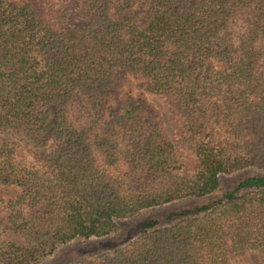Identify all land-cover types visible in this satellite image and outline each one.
Returning <instances> with one entry per match:
<instances>
[{
  "label": "trees",
  "instance_id": "trees-1",
  "mask_svg": "<svg viewBox=\"0 0 264 264\" xmlns=\"http://www.w3.org/2000/svg\"><path fill=\"white\" fill-rule=\"evenodd\" d=\"M247 169L264 173V0H0V264ZM164 220L71 264H264V175Z\"/></svg>",
  "mask_w": 264,
  "mask_h": 264
},
{
  "label": "rangeland",
  "instance_id": "rangeland-1",
  "mask_svg": "<svg viewBox=\"0 0 264 264\" xmlns=\"http://www.w3.org/2000/svg\"><path fill=\"white\" fill-rule=\"evenodd\" d=\"M147 99L158 112V119L167 134V138L172 140V127L169 124L168 113L163 103L159 99L152 96H148ZM259 175H264V173L254 169L243 170L234 175H221V190L218 194L205 199L185 200L163 207L143 211L132 219L119 221V230L115 235L94 238L86 241L76 240L59 249L51 259L42 264H71L87 255L103 254L121 248L137 236L138 228L147 220L155 219L165 223L164 218L169 214L178 213L181 210L195 207L197 205L209 204L221 197L225 191L233 188L243 179ZM14 193L15 190L11 187L0 188V194L12 196ZM247 261L249 264H255L256 257L254 255H249Z\"/></svg>",
  "mask_w": 264,
  "mask_h": 264
}]
</instances>
